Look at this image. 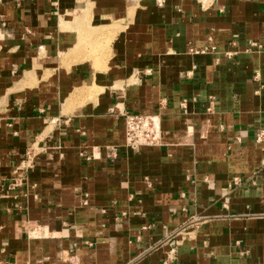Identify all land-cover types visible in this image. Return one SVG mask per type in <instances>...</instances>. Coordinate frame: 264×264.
<instances>
[{"label":"crops","instance_id":"crops-1","mask_svg":"<svg viewBox=\"0 0 264 264\" xmlns=\"http://www.w3.org/2000/svg\"><path fill=\"white\" fill-rule=\"evenodd\" d=\"M258 132L264 0H0V264H264Z\"/></svg>","mask_w":264,"mask_h":264},{"label":"built area","instance_id":"built-area-1","mask_svg":"<svg viewBox=\"0 0 264 264\" xmlns=\"http://www.w3.org/2000/svg\"><path fill=\"white\" fill-rule=\"evenodd\" d=\"M125 128V145L132 150H139L145 147L158 146L160 143L159 125L155 117L140 114H123ZM264 137V132L256 134V141L261 142ZM236 182V179H234ZM259 217H264V212ZM204 222L203 219L194 216L189 217L183 222L178 230L173 234L163 239L158 246L176 240L180 237L181 240L189 239L190 233L195 231Z\"/></svg>","mask_w":264,"mask_h":264}]
</instances>
